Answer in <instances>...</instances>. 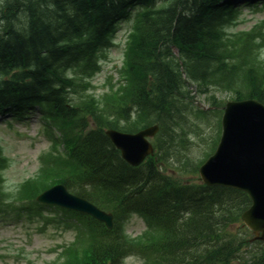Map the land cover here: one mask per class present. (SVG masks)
<instances>
[{"label":"trees","instance_id":"obj_1","mask_svg":"<svg viewBox=\"0 0 264 264\" xmlns=\"http://www.w3.org/2000/svg\"><path fill=\"white\" fill-rule=\"evenodd\" d=\"M154 2L1 0L0 74L5 78L0 76V107L46 101L54 114L64 119L74 141L77 178L105 189L91 186L84 193L105 206L107 196L130 205L137 203L167 225L165 242L150 246L163 250L155 264H233L238 249L220 227L234 215V201L229 199L232 189L179 186L157 170L153 157L133 167L122 160L101 128L73 134L86 127L84 112L102 121L94 99H75L70 93L78 92V77L98 69L97 53L112 44L115 23L127 16L133 5L144 9L137 14L128 43L129 64L122 90L111 106L106 105L112 115L133 127L159 122L171 134L181 127L175 115L182 114L180 95L185 79L173 56L174 48L190 78L221 85L239 83V96L264 102V67L251 58L246 49L249 42L243 38L239 47L232 39L226 47L222 35V26L235 20V0H164L159 7ZM238 70L244 77L241 82L237 81ZM118 121L107 118L105 124L117 127ZM170 121L176 122L175 127L168 125ZM4 197L0 187V202ZM133 248L124 243L99 246L92 252L91 264H115ZM242 262L238 264H264V254Z\"/></svg>","mask_w":264,"mask_h":264},{"label":"rangeland","instance_id":"obj_2","mask_svg":"<svg viewBox=\"0 0 264 264\" xmlns=\"http://www.w3.org/2000/svg\"><path fill=\"white\" fill-rule=\"evenodd\" d=\"M259 7L263 9L264 4H260ZM262 9L253 10L252 7H244L245 21L232 29L251 28L264 19ZM132 22V18L121 22L115 33L117 34L115 38L117 46L106 52V57L103 59V70L93 79L95 86L93 91L97 95L107 91L105 81L109 74H113V83L118 79L115 67L120 68L123 64L124 39L132 28ZM186 91H191V93H188L187 99L181 101L187 103L192 109L186 113L188 121H183L186 133L184 138L189 140L191 146L189 149L178 147L172 159V165L177 169L174 170L175 174L188 177L192 175L191 161L202 158L206 153L207 147L204 142L209 137L208 142L210 140L213 142L217 135L218 118L216 114L209 113L210 110H208L209 107H213L209 106L211 95L215 93L218 98L226 100L231 96L214 89H211L209 93H200L194 83H190ZM198 108L204 109L206 114L196 113ZM25 115L26 118L18 121L10 116L0 120L1 143L5 147L6 155L13 161L5 173L10 185L16 184L38 170V155L50 145L44 133L41 110L36 107L31 113ZM130 226L131 223L128 225V230L130 229L133 233H138L143 229L140 224ZM75 234L41 220L27 219L25 216L18 217L14 214L2 216L0 217V264H46L56 258L60 246L70 242ZM252 247L254 246H248L244 252ZM258 249L257 246L253 248L254 251ZM130 264H138V261Z\"/></svg>","mask_w":264,"mask_h":264},{"label":"water","instance_id":"obj_3","mask_svg":"<svg viewBox=\"0 0 264 264\" xmlns=\"http://www.w3.org/2000/svg\"><path fill=\"white\" fill-rule=\"evenodd\" d=\"M224 136L218 152L201 169L208 184L232 185L247 190L253 198L251 210L243 214L245 222L264 239V105L253 101L229 103L224 115ZM111 131L110 136L122 148L132 163L140 162L148 151L144 136ZM39 199L80 207L106 220L109 216L96 212L90 204L82 203L64 193L58 186Z\"/></svg>","mask_w":264,"mask_h":264},{"label":"bare ground","instance_id":"obj_4","mask_svg":"<svg viewBox=\"0 0 264 264\" xmlns=\"http://www.w3.org/2000/svg\"><path fill=\"white\" fill-rule=\"evenodd\" d=\"M116 31H117V30H116ZM116 31L114 32V34L116 33ZM181 117H182V114H181V113H180V114L177 113V114L175 115L176 122H177V121L180 122ZM176 122H175V123H176ZM175 123H173V121H170L168 125H169L170 127H171V126L174 127V126H175Z\"/></svg>","mask_w":264,"mask_h":264}]
</instances>
